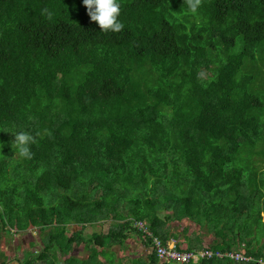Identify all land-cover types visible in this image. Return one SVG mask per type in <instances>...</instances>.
I'll use <instances>...</instances> for the list:
<instances>
[{
    "label": "trees",
    "instance_id": "obj_1",
    "mask_svg": "<svg viewBox=\"0 0 264 264\" xmlns=\"http://www.w3.org/2000/svg\"><path fill=\"white\" fill-rule=\"evenodd\" d=\"M119 2L114 33L83 0H0V236L40 230L42 250L20 264H166L115 246L133 233L152 246L136 220L168 242L169 222L189 218L216 238L181 249L244 245L255 260L241 264H259L264 206L249 198L263 180L245 181L237 156L264 133V99L242 72L264 52V0H201L195 14L186 0ZM20 130L31 159L16 154ZM80 245L88 255L70 254Z\"/></svg>",
    "mask_w": 264,
    "mask_h": 264
},
{
    "label": "rangeland",
    "instance_id": "obj_2",
    "mask_svg": "<svg viewBox=\"0 0 264 264\" xmlns=\"http://www.w3.org/2000/svg\"><path fill=\"white\" fill-rule=\"evenodd\" d=\"M244 71L246 72V75H255V89L257 92H259V95L264 99V52L262 51L261 53H257L256 58L253 60H246L242 72ZM237 164L242 167L244 166L245 181H251L249 175L252 173L260 177L259 181H261V179L263 180V183L260 185L257 184V181L252 182L253 189L255 193H257V195L249 198V200H251L254 204L252 210L258 211L259 205L264 206V133L262 134L256 145L250 146L248 144H243V148L237 156ZM161 213L162 216H164L166 213H172V210L163 209ZM103 222V225L96 224L95 226L89 228L88 231H86L88 232V235L91 234L93 231L107 232L110 226V222ZM185 226H187L190 231H199L201 229L203 233L206 234L205 238L209 241H212L216 238V236L212 234V231H209L208 225L201 227L200 223L194 222L189 218H185L183 221L173 220L170 223V227L172 228L173 232H182ZM75 228L77 227L74 226L73 230ZM238 230L239 228L237 227V231ZM195 236L196 233L193 232V237ZM130 237L138 238L133 234H131ZM251 237H253L254 239H256L257 237L259 240L260 238L264 239V228L258 229L255 225L254 233ZM41 238L42 234L40 230L35 227H29L26 230H17L16 228H13L10 232L3 231L0 236V262L5 261L8 264H20V262H24V260L32 254L37 255L43 248ZM220 240L221 239L219 238V241ZM259 240L256 239V242H258ZM125 246L124 248L119 245L115 246V250L117 251L118 256L124 257L125 255L123 253H126L131 257L136 255H146L145 253L150 252L152 250H145L144 247H140L138 240L133 238L129 239ZM244 247V245H242V247L235 245L233 249L244 250ZM195 249H202V247ZM59 251L60 250L58 249L57 252ZM88 253V250L84 249V246L80 245L75 246L74 250L70 254L83 257L88 255ZM65 257L66 256L64 254H59V258L61 260H63Z\"/></svg>",
    "mask_w": 264,
    "mask_h": 264
},
{
    "label": "clouds",
    "instance_id": "obj_3",
    "mask_svg": "<svg viewBox=\"0 0 264 264\" xmlns=\"http://www.w3.org/2000/svg\"><path fill=\"white\" fill-rule=\"evenodd\" d=\"M186 3L188 9L193 14H195L200 6L201 0H186ZM83 5L87 9V14L89 15L91 21L97 23L101 31L103 32L111 31L114 33H119L123 30L124 24L120 20L121 4L119 0H83ZM12 134L14 135L13 146L15 147L16 154H18L21 158L31 159L32 152L30 145L34 143L33 136L29 132L23 130L16 131ZM135 222H134V226H135ZM176 242L178 243L179 246V242L177 240ZM206 249H211V248H206ZM230 253H239L245 257H248L249 259L237 260L231 257ZM223 254L224 256H222L221 258L228 257L240 264L255 260L253 256H249L248 254L245 253L244 250H240V249H232L230 252H223ZM257 263L264 264V258L258 259Z\"/></svg>",
    "mask_w": 264,
    "mask_h": 264
},
{
    "label": "built area",
    "instance_id": "obj_4",
    "mask_svg": "<svg viewBox=\"0 0 264 264\" xmlns=\"http://www.w3.org/2000/svg\"><path fill=\"white\" fill-rule=\"evenodd\" d=\"M135 226L148 238L152 239L153 251L156 253L159 261L162 263L190 264L193 262L198 263L205 258H211L213 256H224L223 252L206 248L195 250L181 249L178 246L176 240L164 242L159 236L153 233L152 229L145 221H136ZM230 255L237 260L249 259L248 257H245L239 253H230Z\"/></svg>",
    "mask_w": 264,
    "mask_h": 264
},
{
    "label": "crops",
    "instance_id": "obj_5",
    "mask_svg": "<svg viewBox=\"0 0 264 264\" xmlns=\"http://www.w3.org/2000/svg\"><path fill=\"white\" fill-rule=\"evenodd\" d=\"M111 221V219H109ZM108 221V222H110ZM172 222V221H171ZM169 222V239L168 241H171V240H177L179 242V244H181L182 246L184 247H188V244H189V241H191L193 238V232L197 234H200V236L202 237V239H204L205 241H209L208 239H206V234L203 233V231L200 229L199 231H190L189 228L187 226H185L183 228V231H176V232H173L172 231V228L170 227V223ZM134 236H137L138 238H135V237H130L127 239V241L125 242V244H127L128 240L133 238V239H137L138 240V243L140 244V247H144L145 250L147 249H152L151 246L148 247V245L145 244V242L143 241L142 237L138 234V233H133ZM213 241V240H212ZM212 241H209V242H212ZM124 244V245H125ZM126 247V246H125ZM122 248H124L122 246ZM196 248H201V247H196ZM152 251V250H151ZM150 251V252H151ZM124 255H127L126 253H123ZM146 255L149 254V252L145 253ZM127 260V259H125ZM125 260H123L125 262Z\"/></svg>",
    "mask_w": 264,
    "mask_h": 264
}]
</instances>
